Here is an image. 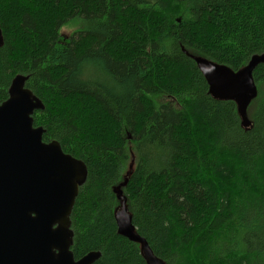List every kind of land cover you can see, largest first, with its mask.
<instances>
[{
	"label": "trees",
	"instance_id": "16d2710c",
	"mask_svg": "<svg viewBox=\"0 0 264 264\" xmlns=\"http://www.w3.org/2000/svg\"><path fill=\"white\" fill-rule=\"evenodd\" d=\"M0 27V104L25 77L43 141L87 166L75 260L147 264L118 232L125 184L136 232L165 264H264V65L245 129L194 59L238 72L263 55L264 0H0Z\"/></svg>",
	"mask_w": 264,
	"mask_h": 264
},
{
	"label": "water",
	"instance_id": "95a60500",
	"mask_svg": "<svg viewBox=\"0 0 264 264\" xmlns=\"http://www.w3.org/2000/svg\"><path fill=\"white\" fill-rule=\"evenodd\" d=\"M1 37L0 27V45ZM194 59L212 97L234 102L242 127L251 128L248 108L258 96L254 72L264 65V54L253 56L238 72ZM26 80L17 76L9 99L0 104V264H95L100 252L75 260L71 251L70 217L87 180V166L65 154L57 141H43L45 131L34 126L33 115L44 105L26 88ZM129 168H134V158ZM122 186L116 189L122 200L116 212L119 234L140 246L147 264H165L137 234Z\"/></svg>",
	"mask_w": 264,
	"mask_h": 264
},
{
	"label": "rangeland",
	"instance_id": "374dc122",
	"mask_svg": "<svg viewBox=\"0 0 264 264\" xmlns=\"http://www.w3.org/2000/svg\"><path fill=\"white\" fill-rule=\"evenodd\" d=\"M77 25L76 24H71V25H67L65 26L62 30H61V34L63 37H71L72 34L74 33V31H76L77 29ZM130 137V136H129Z\"/></svg>",
	"mask_w": 264,
	"mask_h": 264
},
{
	"label": "bare ground",
	"instance_id": "6f19581e",
	"mask_svg": "<svg viewBox=\"0 0 264 264\" xmlns=\"http://www.w3.org/2000/svg\"><path fill=\"white\" fill-rule=\"evenodd\" d=\"M73 21V20H72ZM78 31H80V30H78ZM136 161V160H135Z\"/></svg>",
	"mask_w": 264,
	"mask_h": 264
}]
</instances>
